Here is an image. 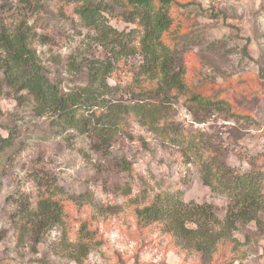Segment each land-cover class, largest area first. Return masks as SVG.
Wrapping results in <instances>:
<instances>
[{
    "label": "rangeland",
    "instance_id": "1",
    "mask_svg": "<svg viewBox=\"0 0 264 264\" xmlns=\"http://www.w3.org/2000/svg\"><path fill=\"white\" fill-rule=\"evenodd\" d=\"M177 1L172 14L179 34L185 33L178 49L186 80L223 104L190 111L184 98H175L161 120L171 124L166 132L136 116L105 144L90 131L55 128L49 116L35 113L29 93L9 86L0 70V136L13 135L0 162V264H209L160 224L138 229L133 212L162 193L183 204L212 205L223 221L229 199L204 184L195 154L205 143L216 146L211 149L234 170L264 177V0ZM76 4L0 0V28L17 21L30 28L31 47L63 92L89 82L85 69L69 70L71 55L108 56ZM122 12L107 14L109 24L135 29ZM141 61L139 54L121 56L108 79L118 89L109 98H137L132 89L142 77ZM50 195L59 200L60 220L41 226L38 203ZM85 221L95 238L82 249L77 242ZM187 226L197 228L195 222ZM228 237L238 240L236 246L219 242L213 264L231 256L233 264H264V233L254 221L237 222Z\"/></svg>",
    "mask_w": 264,
    "mask_h": 264
},
{
    "label": "trees",
    "instance_id": "2",
    "mask_svg": "<svg viewBox=\"0 0 264 264\" xmlns=\"http://www.w3.org/2000/svg\"><path fill=\"white\" fill-rule=\"evenodd\" d=\"M75 2L74 10L84 26L96 32L97 44L108 51L104 59L80 54L70 56V71H87L89 82L85 86L61 91L31 47L33 35L24 22H13L11 27L3 24L0 28V70L6 83L17 91H27L32 97L35 113L49 116L53 127L74 128L82 133L90 131L105 144L131 116L150 124L156 132L168 131L171 124L162 122V126L161 120L175 98H184L190 111L198 107L217 108L223 104L217 95L194 90L186 80V63L180 61L178 49L179 39L185 33L179 34L180 26L176 25V17L172 14V8L180 4L177 0ZM115 8H121L123 20L136 24V28L125 32L109 24L107 14L109 16ZM132 37L136 42L129 47L128 39ZM129 54L142 57L138 71L142 77L136 79L135 88L131 90L137 98L129 102L109 98L108 95H113L118 87L111 85L108 79L121 56ZM12 136H0V162L2 152L12 145ZM186 142L188 148L193 149V140ZM212 147L217 148L205 143L204 151L200 153L197 148L195 154L204 184L229 199L223 221L215 215L212 205L183 204L170 194L162 193L133 212L138 229L160 224L169 235L183 239L187 246L201 252L209 264H213L212 253L219 242L236 246L238 240L229 239L228 229L235 227L237 222L254 221L258 230L264 233V177L257 172L234 170ZM38 210L41 212H37L36 217L41 226L60 220L61 205L51 195L39 201ZM187 222H195L197 228H189ZM94 232L88 229L85 221L79 229L78 246L87 248L91 244L88 241L95 238ZM138 261L136 259L135 264ZM223 261L233 264L235 259L231 256Z\"/></svg>",
    "mask_w": 264,
    "mask_h": 264
}]
</instances>
